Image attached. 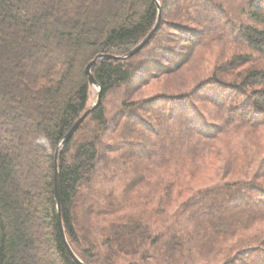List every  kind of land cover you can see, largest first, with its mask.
I'll list each match as a JSON object with an SVG mask.
<instances>
[{
  "label": "trees",
  "instance_id": "1",
  "mask_svg": "<svg viewBox=\"0 0 264 264\" xmlns=\"http://www.w3.org/2000/svg\"><path fill=\"white\" fill-rule=\"evenodd\" d=\"M159 1V27L138 53L94 65L101 102L60 150L66 236L86 264H264V230L250 232L264 222V158L252 170L253 155L232 153L237 176L192 182L198 161L219 153L231 131L264 124V0L236 9L223 8L226 0H175L188 23L170 21L172 29L163 23L170 0ZM158 14L154 0H0V264H78L59 227L56 149L93 105L87 65L102 53L127 54ZM202 20L229 26L241 51L187 90L131 98V87L182 70L209 45L212 27L202 30ZM58 46L60 58L38 62ZM133 159L167 176L157 180L161 212L152 219L163 220L162 202L172 201L164 226L125 209L142 180L134 164V179L121 172ZM118 177L122 198L108 185Z\"/></svg>",
  "mask_w": 264,
  "mask_h": 264
},
{
  "label": "rangeland",
  "instance_id": "2",
  "mask_svg": "<svg viewBox=\"0 0 264 264\" xmlns=\"http://www.w3.org/2000/svg\"><path fill=\"white\" fill-rule=\"evenodd\" d=\"M226 1L227 4H223V8L227 9L228 7H231L232 9H236V7L239 6L242 0ZM32 4L34 6L36 3L33 2ZM196 13L197 11H194V14ZM199 15L201 16L202 14L199 13ZM170 21H179L183 23L187 22V18L184 17L182 12L177 8L175 0H170V4L166 9V13L163 19V23L168 29H172L171 25L168 24L170 23ZM210 22L211 21L202 20V30H205L206 26L207 28L212 27V37L210 39L207 38V41H210L208 42L209 45L205 44L208 46L198 49V53L182 70L171 75L158 77L150 83L145 84L139 88L131 87V98H144L160 91L187 90L191 88L196 82H198L202 77H205L208 74L212 73L214 69H217V67L222 62L231 58L234 53L241 51V48L230 44V38L233 37V34L229 26L225 24L222 26L219 22L210 25ZM216 28L218 30L217 34H215ZM208 33L209 32L206 33L207 36ZM61 50L62 49L60 46L56 47L55 51L51 55H49L50 57L48 56L46 59L41 58L38 62L44 63L46 61H49V58H60L62 53ZM234 79L239 78L234 77ZM135 80L137 81V79H133V81ZM97 94L98 92L96 88L92 87L90 98L91 104L96 101ZM119 95V93L116 95H110L108 100L106 101L107 105L109 107H114V105L119 102ZM208 108H210V106H208ZM215 149L220 151L219 153L214 155V157L208 156L198 161L199 172L196 178H194V180L192 181L193 183L196 184L197 181H199L198 184H200V182L202 181L203 186L221 180L224 177L237 176L231 172L229 166L230 162L232 161L230 158L232 153H238V155L241 156V160H243L242 155L245 151H248L251 155H253L255 159L254 164L252 165L251 163V169H256L257 163L264 158V124H261L258 129L254 130L246 127L234 129L228 134V137L225 140L219 142L218 147H216ZM132 162L133 163H129V166H127L128 170H124L121 172L124 173L127 178L134 179L135 172L132 169V165L134 164V166L136 167V173L141 174L138 175V177L140 176L142 180L138 183H135V186L133 185L132 190L130 191V195L131 198H133V201H131V205L127 206L129 208L125 209L130 210L133 214H142L143 216H145L143 220H145L148 216L151 217V219H147L146 222L153 224V228L162 226V223L163 226L166 225L169 222L171 213L175 210V204L173 205V202L169 200H165L164 202H162L161 199V209H163L164 211V214H162L163 220H156L155 222L152 221V219L155 218L156 215L159 214V212H161L158 210V206L160 203V193L156 190V187L158 185V178L163 175L165 176V174L162 175L160 171H157V168L155 167L153 162L145 161L142 163L135 159H133ZM166 177L167 176H165V178ZM261 179L263 182L262 187L264 188V177ZM108 185H114L113 188L115 194H119L121 196L122 194L126 193L123 187V181L120 177H118V179H116L113 183L108 182ZM166 198L169 197L166 196ZM112 200L114 199H110V201ZM113 218V216L108 217V219L95 217L92 218V221H94V224H97L100 223L99 221H112ZM83 219L86 220V222L91 220L88 215H84ZM262 230H264V222L256 224L254 228L250 230V232H261Z\"/></svg>",
  "mask_w": 264,
  "mask_h": 264
},
{
  "label": "water",
  "instance_id": "3",
  "mask_svg": "<svg viewBox=\"0 0 264 264\" xmlns=\"http://www.w3.org/2000/svg\"><path fill=\"white\" fill-rule=\"evenodd\" d=\"M157 4V7L159 9V14H158V21L153 27V29L150 31V33L136 46L134 47L131 51H129L125 55L121 56H115L112 54H99L97 55L86 67V73L89 75L90 79V85L98 91L96 101L93 103V105L74 123L72 128L69 130V132L66 134V136L62 139L60 144L58 145L55 153V196H56V204H57V211H58V220H59V227H60V232L63 237V240L66 244V247L72 257L76 260L78 264H86L73 250L72 246L70 245L68 238L66 236V232L64 229L63 221H62V216H61V209H60V183H59V162H58V157L60 150L63 146H65L69 140L72 138L73 134L77 130V128L80 126V124L84 121V119L87 117V115L93 110V108L97 107L99 103L101 102L102 98V88L98 81L95 79L93 75V67L94 65L103 58H128L134 56L136 53H138L154 36L156 30L159 27L161 16H162V4L160 3L159 0H154Z\"/></svg>",
  "mask_w": 264,
  "mask_h": 264
}]
</instances>
